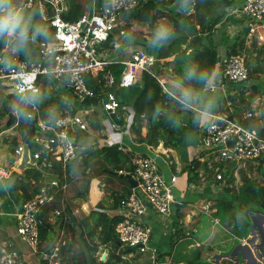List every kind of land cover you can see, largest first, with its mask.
Here are the masks:
<instances>
[{"label": "built area", "instance_id": "2783aa9c", "mask_svg": "<svg viewBox=\"0 0 264 264\" xmlns=\"http://www.w3.org/2000/svg\"><path fill=\"white\" fill-rule=\"evenodd\" d=\"M145 1L107 0L104 4L98 5L96 0H92L87 11L82 12L76 19L68 20L62 15L65 11V0H23L24 7L38 9L41 16L49 21L53 28L52 39L36 40L40 54L36 62L18 59L11 72L0 63V84H4L11 93L19 95L20 100L23 94L18 93L21 81L17 77H23L26 73L35 74V86L39 91L40 85L45 81L43 77L52 76L64 81L67 89L81 100L93 99L98 103L97 95L103 93L104 97L100 104L111 118L110 127L115 134L113 142L101 141L90 129L86 117L78 113L59 114L53 119L39 117L34 122L30 140L32 150L29 144L32 161L37 163L38 159L44 156L67 162L78 156L87 146L97 148L105 143L126 150L123 139L129 131L124 129L125 122L115 120L121 99L116 89L98 92L96 87L114 86L117 89L128 87L136 82L139 73L145 71L154 74L155 56L144 49H133L126 59H120L122 68L119 74H115L111 69L113 58L108 54L110 50L121 46L119 39L125 33L124 14L141 6ZM236 11L249 17L251 20L249 24H264V0H242L232 12ZM115 29L118 33L117 38L111 45H107V40ZM30 40L34 41L35 36H30ZM9 54L10 52H1L0 59ZM248 77L249 71L243 55L229 53L223 59V81L240 83L246 81ZM159 82L166 92L164 80ZM217 87L218 85H215L214 89ZM193 109L199 113L204 111L206 120L210 121L209 125L200 127V146L211 162H222L223 166L228 163L240 165L264 157V137L255 129L224 112L208 113L194 105ZM251 116L250 111L244 114L247 118ZM126 119L124 115V120ZM228 141L231 144H228ZM22 149V143L14 147L16 163ZM130 161L134 165L133 173L137 184L125 198L121 199L117 207V213L122 218L116 224L115 230L121 246L145 253L151 250L150 233L142 217L153 210L160 219H169L173 204L180 203L178 194L181 193L183 184L179 175L165 176L158 162L148 154L134 152ZM10 175L11 171L8 168L0 166V181L8 179ZM216 177L221 178V173L218 172ZM45 181L35 194L18 205L14 213L17 218L18 236L35 251L40 241V226L44 224L42 207L52 199V186L59 182L57 178ZM20 254L11 239L5 238L0 241V264H25ZM56 255L42 251L39 258L42 264H62L55 258ZM151 264H155L154 259H151Z\"/></svg>", "mask_w": 264, "mask_h": 264}, {"label": "crops", "instance_id": "0c3cea01", "mask_svg": "<svg viewBox=\"0 0 264 264\" xmlns=\"http://www.w3.org/2000/svg\"><path fill=\"white\" fill-rule=\"evenodd\" d=\"M154 1L160 9L167 12L168 14H172L180 19L184 17L176 11L175 0ZM67 2L68 1L65 0V10L67 9ZM90 2L86 3V6H83L82 12L87 11L88 8H90ZM241 2L242 0H228V3L224 1L227 8L226 13L222 17V19L217 24H215L211 31L212 44L217 51V65L215 68L217 80L215 85H218L220 87L219 90H217L218 88H216L212 92H209L208 90H206V88L202 89V100H207L209 96L215 97V107L211 110V112H222L221 109H224L225 107H227L226 105H229L228 98L230 97V95L237 93L241 89L244 90L242 91L243 98L246 100V103L241 106V109H250L253 112V110L249 108V106L256 105V110L258 109L264 112V104L261 103L264 102V24H249L251 20L245 14L240 11L232 12L234 8H236ZM96 3L98 5L104 4L99 3L98 0H96ZM21 7H24L23 1L21 3ZM25 8L26 16H29L31 18L32 28H42L41 22H39L38 25L36 23L35 15L32 14V9L36 8ZM36 10L37 15H39L40 18L44 22H46L45 26L47 28H51L52 30L48 38L44 37L41 39L51 40L53 34L52 26L50 25L48 20L44 19L41 16L38 9ZM145 25L150 26L147 23H145ZM246 27H248V30ZM244 29L247 30V34H242ZM238 35L241 36L237 37ZM30 36H34L32 31L29 32V37ZM124 39V36L119 39L121 46L118 49L110 50L108 52V54L111 55L110 57L113 58L111 65H116V67L111 68L115 72V74H119L122 68V64L119 62V60L126 59L129 56V52L131 50L138 49L137 47H140V45H137L140 43L127 42ZM189 39L190 35L186 39L187 42ZM111 44L112 42H110V44L108 45ZM144 50H146V47ZM189 50L190 49H188L187 51ZM233 50H236V53L238 54L242 53L246 55L248 60L253 63V66L251 67L252 69L250 68V75L248 79L246 80V82L244 81L245 83L242 82L244 84L232 83L226 80L223 81L222 78L223 59L229 53H234L232 52ZM1 52H11V49L10 47L5 46ZM151 54L155 56V61L153 63L154 74H156V69H165L166 74L169 75L171 72V66H161L162 60L156 56V53L153 52ZM19 59L21 58L19 57ZM21 60L31 61L29 59ZM141 74L142 72L137 75L136 82L140 80ZM47 77L48 76L43 77L45 78V81L40 85V95L45 96V92L54 90L56 92V95L66 97L67 100L64 97L63 98L66 100L67 107L64 112L60 114H82L88 120L90 129L100 137L101 141L110 143L114 141L115 134L112 132L110 127V122L112 120L100 104V100L104 97L103 93L97 95L98 103H95L93 99L81 100L75 97L69 90L67 93L68 95L61 91L62 88L60 87L62 85L60 86L59 83L62 82V80L49 76L53 81L56 82V85L53 82L46 84ZM105 89H116L118 96H121L117 87H96V90L98 92ZM4 90H6V87L4 86V84H0V92ZM9 93L12 94L11 92ZM86 100L88 101L87 103L85 102ZM225 101L226 105L224 104ZM19 102H22V100H20L18 97V100L16 102V109H20L18 108ZM71 106H73L74 110L71 109ZM194 106L207 111L206 105H204L201 101L196 102ZM7 107V105L3 107L2 112L4 113L3 110H5L6 115L8 114L9 119V112L12 111L10 109H7ZM234 107V104H232V106H229L230 112H234ZM179 109L181 110V112L177 113L179 119L176 120L179 128L186 126L185 123V125L181 126V123L183 120H186L184 116L187 113L197 115V119L199 121V112L191 109H187L184 111V109H182L181 107H179ZM31 113L33 112L31 111ZM89 113H91V115H89L88 117ZM129 114L130 116L132 115L131 107L129 105L121 103V106L118 109L117 118L115 120H119V122H125L124 129L130 132L132 130H129V128H132L133 119H130ZM254 114L255 113L253 112V117L255 116ZM124 115H126V118L128 117V120H130V125H127V119L124 120ZM261 116L262 114L259 116V118ZM39 117L42 118L40 114H38L35 119H31L32 121L29 125L31 126V123L35 122ZM190 117L191 114L188 118L190 119ZM15 119L16 118L14 116L12 124H6L7 128H12L15 125L19 126L20 121ZM202 120L204 119L202 118ZM94 123H99L101 126H96L95 128ZM187 125H189V123ZM258 125H261L260 120L258 121ZM199 126L200 124L197 122V124L193 125V128H191V132L195 133L193 134L194 136H192V138L198 137L200 146V127L204 126L203 122L202 125L200 127ZM28 131L25 130L27 134ZM27 134L20 143H24ZM189 139L190 136H187L186 139L177 147L161 145V148L163 147V149L158 150V153L162 152V150L171 149L170 152L172 153V158L170 155L171 153H166L165 155H163V153L156 154L155 148L150 149L149 145L139 143L137 140V136H135L134 138L132 137V135L128 134L124 137V146L127 150L149 155H151L153 151L154 156L152 157L158 162L159 166L161 165L163 169H161V171L163 172V174L167 177L171 174L180 175L183 186L181 194L179 196L180 203L173 204L169 219H160L153 210L143 216L142 221L148 227L150 233L149 245L151 246V250L146 252V254L144 255H135L132 251L130 252L129 250H127V252L125 254H122V256L130 260L129 264H151V259H154L155 264H264V214L255 211H248L246 214H244L240 210L241 208H246V205L248 203L246 186L244 183V187L240 189L234 188V186L232 185V187L225 186L227 185L225 181L222 183V181L218 179L216 180L215 177V180L210 179L206 171L205 173L200 172V169L205 168V162L208 163L210 159H208L206 154L202 151L201 146L198 151V144L196 143L190 144L189 146H187L188 149L186 148L185 150L183 148V145H185ZM30 140L28 143L31 146ZM17 145L18 144H16L15 146ZM104 145L108 144L105 143ZM15 146L12 147L13 150ZM157 146L160 145L157 144ZM165 156H167L168 159ZM195 156H198L201 161V166L198 170V175H200V177H194L193 180L187 181V172L183 170V168L184 165L189 161V159ZM250 163L255 164L257 163V160L250 161ZM200 178L202 181H198ZM2 182L3 181H0V228L5 231L8 237L7 239H11L14 242L15 246L19 249L23 256L25 264H42V261L39 258V254L42 251L51 253L54 247L59 249V247L57 246L59 241L57 236L59 234L56 236L55 233L54 237H56L54 241L51 240L53 242L51 244L49 243V245L47 246H43L42 241L41 245L38 244L36 251L32 246L22 241L17 233V218L14 215L15 211L18 208V205L13 202V200L9 197L8 191L5 190L6 188L8 189V184L4 182L3 185ZM234 183H236L235 178L232 184ZM229 187L231 190H235L230 191L228 190ZM92 191L93 200L89 198L88 202L90 201L94 205L100 200L101 192L95 185ZM225 198L230 199L232 203L230 207H227V211L228 214L235 220L234 222H231V220L224 222L221 219L220 215L214 213L217 212L218 209H221L223 205L222 200ZM80 207L83 210L88 209V212L91 209L89 204L87 202H83V200L80 204ZM76 208L77 207H72V210L70 212L71 219H73V217H78L74 210ZM55 212H58V210L48 209V220L52 221L54 217L53 214ZM242 216L246 218L247 223L241 219ZM53 229L58 228L56 226H53ZM60 230L61 232L64 231L63 233L67 231V229H64L63 227L60 228ZM84 236L87 237L86 233L84 234ZM93 241L97 240L94 239ZM100 250L103 251L101 259H95L96 256H98V251ZM160 252H165V254L162 255V257L157 258V255ZM108 253L109 247L103 244L98 245L95 250L90 251L88 259L89 264H97L99 260H105ZM56 254L57 255L55 258H57V260L61 262L59 259V257L61 256L60 253L58 252Z\"/></svg>", "mask_w": 264, "mask_h": 264}, {"label": "trees", "instance_id": "16d2710c", "mask_svg": "<svg viewBox=\"0 0 264 264\" xmlns=\"http://www.w3.org/2000/svg\"><path fill=\"white\" fill-rule=\"evenodd\" d=\"M23 1V0H22ZM21 0H17L21 6ZM67 9L62 14L65 19H76L83 11V6L91 0H67ZM107 0H98L99 3H104ZM228 0H196L194 7L190 12L184 15L183 18H177L172 14L160 9L154 0H146L141 6L135 7L132 12L124 14L125 17V41L127 42H139L146 47V51L149 53H156V56L161 59V66H171V72L166 74L165 69H156V74H150L148 72H142L141 78L138 82L128 86L119 88L121 94L122 104L129 105L132 109L133 132L137 136L138 142L146 143L147 145L156 146L159 141H162L163 145L177 147L182 143L187 136H191V128L197 122L202 125L201 118L199 121L197 115L192 114L189 119V125L179 128L177 122L169 123L167 117L176 115L181 110L179 105L167 97L166 92L163 90L160 80H164V84L167 86L179 78L181 70L191 61H196L201 66H207L215 71L217 65V51L214 48L211 40V31L215 24H217L224 14L226 13V5L224 3ZM36 9H32V14L36 17V23L42 24L45 36H35V40H28L26 50L19 53L21 59H29L36 61L39 58L37 39L49 37L52 32L51 28L45 26L44 22L36 13ZM162 16H168L169 21L177 27L176 38L166 47L153 50L148 46L147 35L145 32V23L152 26L158 18ZM187 25L184 29L183 25ZM248 30V27H246ZM46 29V30H45ZM247 30L244 29L242 34H247ZM117 29H115L107 40V45L110 44L115 38H117ZM33 33V32H32ZM34 34V33H33ZM190 35V39L187 42V38ZM238 35L237 37H240ZM5 43L3 38H0V52L4 49ZM190 49L189 51H187ZM232 52L236 53V50ZM116 67V65H111ZM244 82V81H243ZM242 83V82H240ZM203 89L202 85H198ZM243 89L237 93L242 99H238L235 103L234 112H230L229 106H232L234 95H230L228 98L229 105L222 112L233 118L241 121L243 124L253 127L257 130L259 135L264 137V124L255 126L251 123V119L247 117H240L239 113L246 103L243 98ZM45 92L48 96L40 95V100L34 108H29L28 111H32L34 119L40 114L43 119H53L60 109L64 110L67 107L66 100L59 95ZM51 94V95H50ZM10 96V95H9ZM88 102L87 100L85 101ZM18 108L23 109V102L18 103ZM154 110H159L161 115L154 121L152 114ZM4 111V110H3ZM195 112V111H193ZM3 113V112H2ZM116 118V116L114 115ZM32 120L25 122L24 128L26 131L29 129V124ZM143 123L146 124L145 134L141 133V127ZM96 128L100 127L99 123H94ZM199 126V127H200ZM190 128V129H189ZM27 133L23 132L19 139L15 136L12 138L15 144H19ZM99 143V141H98ZM9 157L17 159V155L13 149L10 150ZM133 152L131 150H123L117 147V145H103L101 147H89L87 146L78 156L70 159L67 162L54 159L52 157L41 156L38 159V166L27 167L20 174L13 173L8 178V192L10 198L14 203L20 204L21 201L31 197L35 194L39 187L43 184L46 173L53 174L59 180L57 185L52 186V199L47 202L41 211V215L44 218V224L40 226L39 245L43 246L51 244L57 232L60 228H66L71 232L69 238L64 237L62 244L59 246L60 263L62 264H89V254L97 248L98 245L103 244L109 247V253L105 260H99L97 264H129L130 260L122 256L127 252L128 247H123L119 243L117 232L115 230L116 224L121 220V215L117 213V207L121 199L125 198L131 191V185L127 179L115 174L111 170L133 172L134 165L130 159ZM262 161V162H261ZM264 162V158L260 160L257 167L261 173H264V168H261ZM98 164L97 173L88 174V170L94 165ZM223 163L219 164L220 168ZM201 161L198 156L191 158L185 165L183 170L187 171L186 180H193L199 173ZM205 168H208L207 162L204 164ZM219 168V169H220ZM222 170V169H221ZM229 173L225 176L227 180L234 181L233 169H228ZM184 172V171H183ZM12 173V172H11ZM102 173L105 175L106 180L110 184L105 187V191L108 193L104 198L100 199L94 205L89 201L90 211L88 213H82L79 217H73L71 219L70 212L72 210V199L66 198L64 195V189L66 183L73 180V178L81 177V188H77L75 196L81 197L83 200H89V187L90 180L96 174ZM218 179V178H217ZM216 179V180H217ZM219 180V179H218ZM227 180L225 182H227ZM247 178L243 179V183L246 186V192L248 197V203L246 208L240 210L246 214L248 211L262 212L264 213V186L259 183H248ZM181 183L182 179L180 180ZM117 183V186L114 184ZM228 190L231 191L230 187ZM181 193L178 194L180 196ZM223 205L221 209H218L217 213L221 216V219L226 222H234L235 220L228 214L227 207L232 205L230 199H223ZM64 204V207L62 204ZM78 207V206H77ZM48 209H57L58 217L52 222L47 218ZM61 209V210H59ZM79 210V207L77 208ZM237 209V208H236ZM241 219L247 223L245 217ZM53 226L58 229H53ZM56 236L54 237V234ZM86 233L87 237L84 236ZM8 238L5 231L0 228V241ZM96 239L97 241H93ZM53 240V241H51ZM42 246V247H43ZM165 252H160L157 258L162 257ZM135 255H141L136 253Z\"/></svg>", "mask_w": 264, "mask_h": 264}, {"label": "clouds", "instance_id": "9594fccd", "mask_svg": "<svg viewBox=\"0 0 264 264\" xmlns=\"http://www.w3.org/2000/svg\"><path fill=\"white\" fill-rule=\"evenodd\" d=\"M195 2L196 0H175L176 11L181 16H184L191 11ZM183 27L186 29L187 25L184 24ZM30 31L34 33V36H45L44 29L32 28L31 18L26 16L25 11L18 4L17 0H0V38H3L5 45L11 49L8 56L0 59V63L4 65V68L7 71L11 72L13 70V65L19 59V53L26 50L28 40L30 39ZM176 36V25L166 17H160L152 23L147 43L153 50H159L168 46ZM34 77V73H26L23 77H17V79L21 81L18 86V93L23 94L20 98L24 104L23 109L12 111V114L17 120L24 119L27 121L34 118L28 109L34 108L41 98L39 88L35 86ZM216 80V72L212 68L201 66L198 62L191 61L182 68L179 78L167 85L166 95L184 110H194L193 105L196 102L201 101L206 105L207 112L211 113V110L215 107V97L209 96L207 100H202V89L201 87H198V85H202L203 88L212 92ZM204 114V111H201L199 114L201 119ZM160 115L161 113L159 110H154L152 119L156 121ZM177 119L179 118L176 115L167 117L169 123H174ZM202 122L203 125L210 124V121L208 120H202ZM263 158L264 157L261 159ZM261 159L258 161L260 162ZM216 163V165L213 164L215 170L220 168L219 164L222 162ZM229 164L235 166L233 163H228L226 166H223V163L221 167H227ZM128 249L130 250L132 248Z\"/></svg>", "mask_w": 264, "mask_h": 264}, {"label": "rangeland", "instance_id": "374dc122", "mask_svg": "<svg viewBox=\"0 0 264 264\" xmlns=\"http://www.w3.org/2000/svg\"><path fill=\"white\" fill-rule=\"evenodd\" d=\"M83 2H85V0H82ZM85 6H86V4H85ZM23 8V10L25 11V13H26V8L25 7H22ZM166 18H168V16H166ZM151 25L150 26H147V25H144V29H145V32L146 33H148L149 31H151ZM148 37H149V35H147V39H148ZM137 43H139V42H137ZM137 45H140V47H137V48H141V49H145V46L143 45V44H137ZM253 45V44H252ZM239 54H241V55H243L244 56V59H245V63H246V65H247V68H248V71H249V75H250V68L253 66V63H251V61H249L248 60V58H247V56L246 55H244V54H242V53H239ZM252 69V68H251ZM262 71H263V69H262ZM51 82H53L55 85H56V82L55 81H53L50 77H47V81H46V84H49V83H51ZM246 82V81H245ZM244 82V83H245ZM244 83H242V84H244ZM59 85L61 86L60 88H62V90L61 91H63V93H65V94H67L68 93V86L65 84V82L64 81H62V82H60L59 83ZM218 89L217 90H219L220 89V87L218 86L217 87ZM206 90H208V89H206ZM240 91V90H239ZM10 91L6 88V90H4V91H1L0 92V165L1 166H5L6 168H8L12 173H11V175H13V173H16V174H20L19 173V171L15 168L16 166V159H12V158H10L9 157V153L11 152L10 150L11 149H13L12 147L13 146H15L16 144L13 142V140H12V138L15 136V138L16 139H19L20 138V136L22 135V133L23 132H25V128H24V125H25V122L27 123V121H25L24 119H20V120H18V121H20V124H19V126H13L12 128H7V121H8V114L6 115V111L4 110V113H2V109H3V107H5L6 105L8 106L7 107V109H10L11 111H13V110H17L16 109V107H17V100H18V97H19V95H17V94H14V93H12V94H10L9 93ZM8 93V94H7ZM48 93H51L52 95L53 94H56V92L53 90V91H50V92H48ZM50 94V95H51ZM10 95V96H9ZM63 95V94H62ZM68 95V94H67ZM234 96H233V98L235 99L234 101H233V104L234 105H236L235 103L238 101V99H242L241 97H240V95L238 94V93H234L233 94ZM46 96H48V94H46ZM64 97V96H63ZM65 99H66V97H64ZM67 100V99H66ZM261 103H263L264 104V102H261ZM179 108V107H178ZM245 108V107H244ZM249 108H251L252 110H253V112L255 113L254 115V117H252V121H251V123L253 124V126H255V124H256V122L258 123V121L260 120V123H263L264 124V112L263 111H260V110H256V105H250L249 106ZM71 109H73L74 110V108H73V106H71ZM70 109V110H71ZM65 110V109H64ZM64 110H62V109H60V111H58L57 112V114H60V113H62V112H64ZM192 110V109H191ZM185 111V110H184ZM184 111H183V113H184ZM248 111H250V112H252L250 109H245V110H241L240 111V113H239V116L240 117H244V114H246ZM252 112V113H253ZM56 114V115H57ZM192 115V113H187V114H185V118H186V120L184 121H182V123H181V126L182 125H187L188 123H189V115ZM262 114V116L259 118V116ZM89 115H91V113H89L88 114V117H89ZM127 115V114H126ZM129 117H130V119L132 120V116H130V114H129ZM188 118V119H187ZM204 120H206L207 119V116H205V115H203V117H202ZM16 120V119H15ZM188 120V121H187ZM201 121H202V119H201ZM126 123H127V125H130V120H128V117H127V121H126ZM185 123V124H184ZM129 130H132V131H130L129 132V135H132V137H134L135 138V136H136V134L133 132V129L130 127L129 128ZM145 131H146V124L145 123H143V125H142V127H141V133L142 134H145ZM193 134H195V133H192V135L190 136V139L186 142V144L185 145H183V148L186 150V148H187V146H189L190 144H194V143H196V144H198V151H199V148H200V146H199V139H198V137L197 138H195V137H193L192 138V136H194ZM92 140L93 139H91L90 140V142L92 143ZM139 143H141V142H139ZM142 144V143H141ZM143 144H146V143H143ZM160 146H151V145H149V148L150 149H153V148H155L156 150V154H159V153H163V155H165L166 153H171L170 152V150L171 149H166V150H162V152H159L158 153V150H161V149H163V147L161 148V145L163 146V143H162V141H159V143H158ZM181 144V143H180ZM147 145V144H146ZM164 148H167V147H164ZM33 149V147L31 146L30 147V150H32ZM188 149V148H187ZM152 151V150H151ZM154 151V152H155ZM168 151V152H167ZM197 151V152H198ZM138 153H140V152H138ZM142 154H145V153H142ZM149 155V154H148ZM171 155V157L173 158V156H172V153L170 154ZM150 156H154V153H153V151H152V153H151V155ZM167 159H168V157L167 156H165ZM190 160V159H189ZM262 162V161H261ZM208 168H202V169H200V172H202V173H205V171H206V173H207V175H209V178L210 179H214L215 180V178L217 179V177H216V174H217V172H220L221 174H222V178H218L220 181H222V183L224 182V181H226L227 180V178H226V174L227 173H229V170L228 169H233V176H235V180H236V183H234V184H232L234 181H232V180H227V185H225V186H234V188H242V187H244L243 186V179L244 178H247L248 180V183H259L260 185H263L264 186V173H261V171L260 170H258L257 169V167H258V165H259V161H257V163H255V164H252V163H250V162H244V163H242V164H240V165H231V164H229L227 167H223V168H220V169H216L215 170V168H214V165H216L217 163H216V161H209L208 163ZM214 164V165H213ZM160 168L162 169V167H161V165H160ZM261 168H264V162H263V164H262V166H261ZM98 169V164H96V165H94L93 167H91L89 170H88V174H93V173H97V170ZM222 169V170H221ZM163 170V169H162ZM122 172H127V171H122ZM132 173V175L135 177V180H136V176L134 175V173L133 172H131ZM11 175H10V177H11ZM45 175H47V176H45V178H44V180H43V183H45L46 181L45 180H50V179H52V178H57V177H55L53 174H48V173H46ZM202 175V174H201ZM9 177V178H10ZM200 177V175H198L196 178H199ZM215 177V178H214ZM198 181H202L201 180V178L198 180ZM4 182H6V183H8V179L7 180H4L2 183H3V185H4ZM81 182H82V179H81V177H78V178H73V180L72 181H70V182H68V183H66V184H64L65 186V189H64V195L66 196V198H68V199H72V201H73V204H72V207L74 208V207H79L80 208V204H81V202H82V198L81 197H79V196H75L74 194H75V192H76V189L77 188H81ZM93 183H95V184H93ZM94 185L97 187V189L101 192L100 193V195H101V198L100 199H102V198H104L105 197V195L108 193L107 191H105V187H108L110 184L108 183V181L106 180V178H105V175L104 174H102V173H99L98 175L96 174L95 176H93L92 178H91V180H90V187H89V197H90V199H92L93 200V196H92V190H93V188H94ZM8 186V185H7ZM114 186H117V183H115L114 184ZM231 186V187H232ZM224 187V186H223ZM40 188V187H39ZM5 190H7L8 191V189L6 188ZM233 190H235V189H232L231 191H233ZM8 194H9V192H8ZM10 197V196H9ZM91 200V201H92ZM22 202V201H21ZM20 202V203H21ZM83 202H87L88 204H89V202L87 201V200H83ZM64 204L65 203H63L62 204V206L64 207ZM17 205H19V204H17ZM89 206H90V204H89ZM77 207V208H78ZM74 209L75 210V213L80 217L81 215H82V213H87L88 212V209H85V210H83L82 208H80V210H78V209ZM87 208V207H86ZM53 210H56V209H53ZM59 210H61V209H59ZM57 213L58 212H55L54 214H53V219H52V222L53 221H55L56 220V218L58 217V215H57ZM262 213V212H261ZM264 214V213H263ZM143 218V217H142ZM64 232V231H63ZM63 232H61V230L60 231H58L57 232V234H59L58 236H57V238H58V244H57V246L59 247L61 244H62V238H64V237H66V238H69L70 236H71V232L70 231H65V233H63ZM62 237V238H61ZM16 247V246H15ZM17 248V247H16ZM130 252L132 251L134 254H136V253H140L141 255H144V254H146V252L145 253H141V252H138L136 249H134V248H132V249H130L129 250ZM52 253H54V254H56V253H58L59 252V249L58 248H56V247H54V249L51 251ZM103 251L102 250H100V251H98V253H97V255L98 256H96V258L95 259H101V256H102V253ZM148 252V251H147ZM20 255H22V254H20Z\"/></svg>", "mask_w": 264, "mask_h": 264}, {"label": "water", "instance_id": "95a60500", "mask_svg": "<svg viewBox=\"0 0 264 264\" xmlns=\"http://www.w3.org/2000/svg\"><path fill=\"white\" fill-rule=\"evenodd\" d=\"M129 13L132 12L131 10L128 11ZM119 99H122V97L119 95L118 96ZM14 119V115L12 114V112H9V119L7 121L8 124H12ZM34 131V122L31 123L30 129L28 131L27 137L23 143V149L22 152L19 156V159L16 163V168L19 171H22L23 169L27 168V167H36L39 168V166L37 165V163L35 161H32L31 157H30V151H29V140L31 139V136L33 134ZM228 144H231L230 141H228ZM110 171L114 172L115 174H118L122 177H124L125 179L128 180V182L130 183L131 187L136 186L137 184V180H135V177L132 175L131 172H122V171H117V170H111ZM71 215V213H70Z\"/></svg>", "mask_w": 264, "mask_h": 264}]
</instances>
